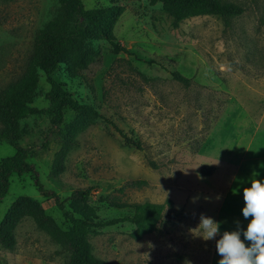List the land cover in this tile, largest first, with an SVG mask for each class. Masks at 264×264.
<instances>
[{
    "label": "rangeland",
    "instance_id": "rangeland-1",
    "mask_svg": "<svg viewBox=\"0 0 264 264\" xmlns=\"http://www.w3.org/2000/svg\"><path fill=\"white\" fill-rule=\"evenodd\" d=\"M223 1L244 8L229 27L216 16H200L173 28L159 4L83 0L87 9L124 7L114 35L131 55L114 54L106 41H93L100 57L96 62L76 78L61 66L54 78L77 102L92 106L138 139L142 150L124 145L111 124L96 120L76 136L64 170L57 173L54 161L63 128L52 127L45 114L22 123L26 133L18 145L28 149V161L41 183L67 209L74 191L90 189L88 203L100 221L131 215L135 204L145 202L171 200L181 210L176 218L167 211L158 229L139 240L132 238L135 226L129 222L98 229L89 243L99 259L114 264H209L212 240L193 237L189 229L198 226L201 213L222 227L229 212L245 207L239 198L251 186L247 180L252 172L264 181V158L254 159L264 152V0ZM55 7V0H0V89L23 72L35 34ZM172 71L189 78L190 85L173 80ZM39 87L41 95L33 106L42 109L50 88L43 75ZM73 118L67 110L66 123ZM14 151L0 144V159ZM202 166L213 169L210 176L200 174ZM132 181L146 183L127 185ZM19 197L39 203L60 228L69 227L53 201L37 192L30 174L9 178L0 222ZM193 197L199 199L193 203ZM108 198L124 207L111 205ZM15 240L11 250L0 246V264H65L58 245L29 217L17 225Z\"/></svg>",
    "mask_w": 264,
    "mask_h": 264
},
{
    "label": "trees",
    "instance_id": "trees-1",
    "mask_svg": "<svg viewBox=\"0 0 264 264\" xmlns=\"http://www.w3.org/2000/svg\"><path fill=\"white\" fill-rule=\"evenodd\" d=\"M12 1V0H2ZM116 3L120 0H102ZM147 1L151 6L159 4L161 10L171 19L173 28L190 18L200 16H216L226 27L230 21L241 16L244 8L236 3L223 0H135ZM56 7L51 19L36 32L32 43L31 53L26 61L23 72L0 89V144L6 143L14 148V153L0 159V203L9 189V178L12 175L30 174L33 176L37 192L53 201L56 208L62 212L64 220L69 224L62 229L53 223L41 205L30 198L19 197L6 211L0 222V246L11 250L16 244L15 229L26 217L31 218L36 227L45 232L55 242L58 255H65V264H114L95 257L91 251L89 238L96 235L98 229L129 222L135 226L132 238L139 240L144 235L158 229L163 223V216L170 212L176 218L181 210H175L171 200L164 204L145 202L135 204L131 215L114 218L107 221L98 220L95 209L88 203L90 189H78L68 198L70 209L65 201L41 183L35 167L29 163V151L18 145L26 133L22 123L34 116L47 115L54 128H63V142L55 156L54 167L57 173L64 170V160L75 145L76 136L96 120L111 124L120 134L126 146L142 150L138 139L128 137L110 119L101 115L95 108L77 102L54 78V73L64 67L71 78L81 75L88 66L100 57L92 42L104 40L112 46L114 54L130 52L122 47L115 38L114 27L124 12L121 5L106 8L87 9L83 0H55ZM131 55V54H130ZM44 76L49 85L45 94L48 104L46 108L38 109L33 106L41 95L39 81ZM173 80L188 87L189 78L178 71H172ZM74 113L70 123H66L65 112ZM154 168L155 165L150 162ZM212 168L202 166L200 174L210 176ZM145 181H132L127 185L140 187ZM107 201L116 207H124L113 198ZM214 253L218 254L216 241Z\"/></svg>",
    "mask_w": 264,
    "mask_h": 264
},
{
    "label": "clouds",
    "instance_id": "clouds-1",
    "mask_svg": "<svg viewBox=\"0 0 264 264\" xmlns=\"http://www.w3.org/2000/svg\"><path fill=\"white\" fill-rule=\"evenodd\" d=\"M259 175V172L253 171L247 180L251 186L243 188V217L246 220L251 218L246 230L237 220L236 230H225L221 235V222L203 213L200 214L198 226L189 229L193 237L202 238L204 241L220 236L216 241L221 257L218 264H264V181L257 178ZM236 191L234 190V194ZM198 199L199 197H193L192 202L195 203ZM245 240L250 242V246H246ZM185 264H191V261L186 260Z\"/></svg>",
    "mask_w": 264,
    "mask_h": 264
},
{
    "label": "crops",
    "instance_id": "crops-1",
    "mask_svg": "<svg viewBox=\"0 0 264 264\" xmlns=\"http://www.w3.org/2000/svg\"><path fill=\"white\" fill-rule=\"evenodd\" d=\"M252 158H254V157H252ZM258 158H264V152H261L256 158H254V159H258ZM245 160V159H244ZM244 160L240 163V164H242L243 162H244ZM232 178H233V176H232ZM226 197H224L223 198V200H222V202L225 204V200L227 199H225ZM239 200L240 201H243L244 202V199H243V197H240L239 198ZM222 203V204H223ZM244 207H241V209L240 210H233V211H231V212H229L228 213V215H229V217L227 218V220L226 221H224V223H223V225H222V227H221V229H220V234L222 235L223 234V232L225 231V230H228V231H233V230H236V227H237V225L236 224H234L233 223V221H240V223H241V225L243 226V228L246 230L247 229V226H248V223L250 222V219L251 218H249V219H245L244 217H243V213H242V209H243ZM218 237V236H217ZM216 239V238H215ZM215 239H213L212 240V252H211V255H210V260H209V264H218V262H219V260L221 259V257L219 256V255H216L215 253H214V244H215ZM241 239L242 240H244V237H243V235H241ZM245 243H246V246H250V242H248V241H246L245 240Z\"/></svg>",
    "mask_w": 264,
    "mask_h": 264
}]
</instances>
